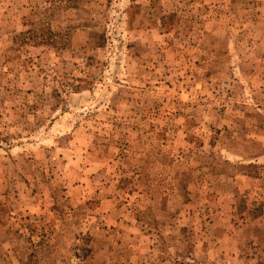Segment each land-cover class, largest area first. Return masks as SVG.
Instances as JSON below:
<instances>
[{"label":"rangeland","instance_id":"rangeland-1","mask_svg":"<svg viewBox=\"0 0 264 264\" xmlns=\"http://www.w3.org/2000/svg\"><path fill=\"white\" fill-rule=\"evenodd\" d=\"M0 264H264V0H0Z\"/></svg>","mask_w":264,"mask_h":264}]
</instances>
